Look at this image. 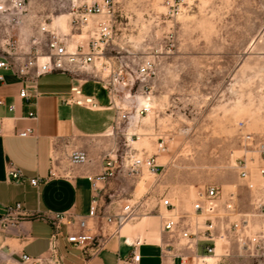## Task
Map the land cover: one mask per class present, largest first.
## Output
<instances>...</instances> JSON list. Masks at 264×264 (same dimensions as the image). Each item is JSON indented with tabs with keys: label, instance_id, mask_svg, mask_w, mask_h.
Masks as SVG:
<instances>
[{
	"label": "rangeland",
	"instance_id": "1",
	"mask_svg": "<svg viewBox=\"0 0 264 264\" xmlns=\"http://www.w3.org/2000/svg\"><path fill=\"white\" fill-rule=\"evenodd\" d=\"M90 2L26 0L19 25L7 19L0 25V53L7 30L27 48L34 38L48 39L43 26L72 39L71 46L88 40L89 30L72 37L80 31L73 30L71 14ZM115 11L114 39L92 71L114 83L118 98L137 96L140 105L149 98L152 106L115 129L118 196L122 205L140 206L128 225L159 216L161 195L184 203L208 185L225 195L237 191L240 212H251L235 165L246 159L254 167V145L264 143V0H117ZM146 60L155 63L150 79L137 74ZM134 156L157 157L163 174L128 175L126 161ZM154 221L147 226L161 232L160 219ZM206 264H264V256L245 253L231 240Z\"/></svg>",
	"mask_w": 264,
	"mask_h": 264
},
{
	"label": "built area",
	"instance_id": "2",
	"mask_svg": "<svg viewBox=\"0 0 264 264\" xmlns=\"http://www.w3.org/2000/svg\"><path fill=\"white\" fill-rule=\"evenodd\" d=\"M116 3L117 0H91L87 5L73 10L71 25L73 30L80 31V34H71L72 37L80 38L85 30L90 31L88 40L77 39L73 41L74 46L70 45L72 39L69 40L46 26L42 27V31L49 34L48 39L42 41L34 38L28 48L19 40H14L13 35L7 30V38L3 40L1 47L0 69L12 71L21 77L32 78L55 72L70 73L72 68L92 67L97 60L105 58V52L114 39L113 18ZM25 13L26 0H0V25H5L6 19L14 25H19ZM137 74L149 79L155 76L154 61L146 60ZM0 81L3 82L4 78L0 77ZM107 86L113 108L119 114L120 121H131L139 115L150 112L148 107L138 103L137 96H134V100L132 97L118 98L114 83L113 85L109 83ZM20 98L29 100L25 89L20 92ZM146 100L149 102L150 99ZM127 101L129 105L122 104ZM64 102L92 110L97 109L98 106L94 97L85 95L80 86H73ZM2 106L6 105L4 100L0 99V107ZM7 108L10 113L15 111L13 105H7ZM22 119L36 123L38 114L31 111ZM1 123L2 120H0V132ZM18 135L22 138L32 137L35 135V127H28ZM246 140L251 142L250 145L254 144L251 135H247ZM254 148L258 155L256 160L251 159L254 167H250L246 159L238 161L235 165L239 178L245 182L250 193L251 212H240L237 191L225 195L223 189L216 185L199 188L194 197L184 203L179 201L174 203L167 194L160 196L159 205L163 209L160 213V228L161 233L168 237V242L165 244L166 254L178 257L181 264H204L209 257L217 256L219 247L235 240L245 253L264 256V185H258L252 173L253 168L260 177L264 178V143H256ZM164 151L161 145L159 152ZM70 162L73 165H84L88 162V155L85 151L75 150L70 155ZM104 162V172L97 177H89L95 195L88 215L77 221L82 232L67 235V242L79 248L88 260L98 256L108 240L119 236L123 227L136 218L140 207L138 203L128 204L117 214L100 209L101 184L116 177L119 169V160L115 154L106 155ZM126 168L130 176H138L146 170L151 175L159 177L164 171L155 156L131 157L126 161ZM9 178L13 182L25 179L21 171L15 169L10 171ZM30 183L36 187L41 180L33 178ZM25 217L29 215L21 203L1 205L0 235L17 228ZM35 217L43 216L37 214ZM73 223V217L70 215H55V220L52 222L54 233L51 237L53 252L57 249L58 238L63 235L61 228L63 226L71 228ZM133 246L127 264H138L141 260V255L137 252V244ZM39 261L40 259L23 253L19 256L18 263L39 264Z\"/></svg>",
	"mask_w": 264,
	"mask_h": 264
},
{
	"label": "crops",
	"instance_id": "3",
	"mask_svg": "<svg viewBox=\"0 0 264 264\" xmlns=\"http://www.w3.org/2000/svg\"><path fill=\"white\" fill-rule=\"evenodd\" d=\"M0 77L4 78L0 81V99L6 105L0 107V206L21 203L29 215L17 228L0 235V264H19L23 253L40 259L39 264H127L134 244L141 255L138 264H181L178 257L165 252L168 237L148 227L158 218L161 222L160 215L127 224L92 260L67 242L68 234L82 232L77 221L88 215L95 195L89 177L101 175L104 158L115 154L114 134L120 124L107 83L92 67L32 78L0 69ZM73 86L94 97L97 109L66 104ZM23 89L29 100L20 98ZM7 105H13L15 111L10 113ZM31 111L38 114L36 123L22 119ZM28 127H35V135L20 137L18 133ZM75 150L87 153L86 164L70 162ZM14 169L21 171L23 181L10 180ZM33 178L41 180L36 187L30 183ZM101 189L100 209L117 214L125 206L118 196L117 178L102 183ZM37 214L43 217L36 218ZM56 214L70 215L74 223L71 228H61L63 235L53 252L52 222Z\"/></svg>",
	"mask_w": 264,
	"mask_h": 264
},
{
	"label": "bare ground",
	"instance_id": "4",
	"mask_svg": "<svg viewBox=\"0 0 264 264\" xmlns=\"http://www.w3.org/2000/svg\"><path fill=\"white\" fill-rule=\"evenodd\" d=\"M128 97H131V96L128 95ZM143 106L148 107L149 110H150V112H151V108H152V106H151V104H150L147 100H144V102H143ZM208 261H211V257L208 258ZM208 261H207V262H208ZM207 262H206V263H207ZM206 263H204V264H206Z\"/></svg>",
	"mask_w": 264,
	"mask_h": 264
}]
</instances>
